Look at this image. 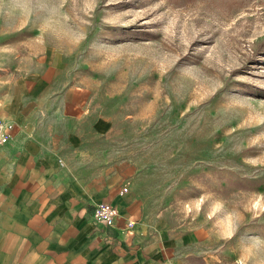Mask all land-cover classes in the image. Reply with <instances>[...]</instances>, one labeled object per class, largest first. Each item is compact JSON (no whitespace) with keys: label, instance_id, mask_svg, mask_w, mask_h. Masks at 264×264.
Listing matches in <instances>:
<instances>
[{"label":"rangeland","instance_id":"1","mask_svg":"<svg viewBox=\"0 0 264 264\" xmlns=\"http://www.w3.org/2000/svg\"><path fill=\"white\" fill-rule=\"evenodd\" d=\"M33 73L208 264H264V0H0V79Z\"/></svg>","mask_w":264,"mask_h":264},{"label":"crops","instance_id":"2","mask_svg":"<svg viewBox=\"0 0 264 264\" xmlns=\"http://www.w3.org/2000/svg\"><path fill=\"white\" fill-rule=\"evenodd\" d=\"M51 79H0V264H208L205 227L151 208L132 167L100 152L106 121ZM105 201L118 216L101 223Z\"/></svg>","mask_w":264,"mask_h":264},{"label":"built area","instance_id":"3","mask_svg":"<svg viewBox=\"0 0 264 264\" xmlns=\"http://www.w3.org/2000/svg\"><path fill=\"white\" fill-rule=\"evenodd\" d=\"M3 136H4V129L3 124L0 122V144L3 142ZM93 215L94 218L101 222H111L118 216L117 207L112 204L111 202L105 201V202H99L95 204L93 208ZM131 221H128L127 224L131 225Z\"/></svg>","mask_w":264,"mask_h":264}]
</instances>
